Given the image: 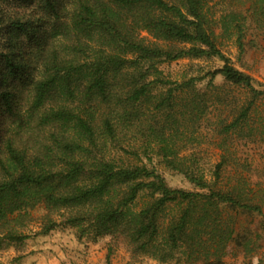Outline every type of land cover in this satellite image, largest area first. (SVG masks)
I'll return each instance as SVG.
<instances>
[{"label":"trees","instance_id":"16d2710c","mask_svg":"<svg viewBox=\"0 0 264 264\" xmlns=\"http://www.w3.org/2000/svg\"><path fill=\"white\" fill-rule=\"evenodd\" d=\"M212 1L0 0L8 39L0 70L20 79L0 80V250L28 239L36 208L46 211L40 234L62 223L80 237L122 240L132 257L159 264H227L236 250L250 256L260 247V234L239 219L256 216L264 229V196L247 178L223 182L228 150L210 179L196 155H183L204 132L264 135L252 122L264 87L219 48L205 12ZM226 1L234 8L220 19L222 34L242 53L246 23L264 31V0ZM213 58L222 68L182 81L159 69ZM218 76L226 92H244L241 104L221 96ZM213 111L227 115L213 121ZM151 155L196 190L170 188Z\"/></svg>","mask_w":264,"mask_h":264},{"label":"rangeland","instance_id":"374dc122","mask_svg":"<svg viewBox=\"0 0 264 264\" xmlns=\"http://www.w3.org/2000/svg\"><path fill=\"white\" fill-rule=\"evenodd\" d=\"M233 8L234 6L226 0L210 2L205 9L210 28L214 32L219 48L230 58L232 65L251 76L256 82V87H264V31L257 30L254 25L247 22L244 51L241 53L235 43V36L223 35L220 24L221 17ZM142 36L148 38L146 33ZM11 39L17 46L26 43L24 37L13 35ZM7 40V35L0 34V52H7L4 45ZM222 66L223 62L217 58L183 59L164 63L159 69L167 79L182 81L190 77L204 76L207 72H213ZM27 73L22 77L23 80ZM0 80L5 81L6 85H14L20 81L18 76L9 75L7 71L2 70H0ZM208 80L200 82L198 88L205 90ZM214 84L224 87L225 90L221 92L222 97L225 94L236 98L232 100L233 106L237 103L241 104L246 97L243 91L230 89L226 92L228 88L221 76L216 78ZM218 115L226 117L227 113L220 114L213 111L210 115L211 120L215 121ZM252 122L261 132H264V101L257 104L252 113ZM204 135L200 145L190 146L183 155H196L197 167L210 179L215 166L221 161L225 150H228L226 154L228 165L222 174L223 182L232 184L235 178H247L250 186L264 196V135L251 139H241L236 135L219 136L211 132H204ZM221 145L222 148L219 147ZM151 158L153 166L170 188L196 190L183 174L167 168L155 155H151ZM143 163L151 165L144 157ZM45 214L46 211L42 208H36L30 212L31 218L24 229V234L29 236L28 239L22 244L0 250V264H159L148 257H132L130 248L122 240L103 236L97 240L88 236L80 237L76 229L64 226L62 223H58V226L47 234H40L45 225ZM53 219L60 222L58 218ZM239 222V228H246L260 234V247L250 256H245L241 250H236L225 258V262L227 264H257L260 261L264 264V229L260 225V220L256 216H242Z\"/></svg>","mask_w":264,"mask_h":264}]
</instances>
